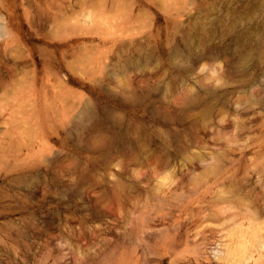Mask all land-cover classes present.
Returning <instances> with one entry per match:
<instances>
[{
  "label": "rangeland",
  "instance_id": "1",
  "mask_svg": "<svg viewBox=\"0 0 264 264\" xmlns=\"http://www.w3.org/2000/svg\"><path fill=\"white\" fill-rule=\"evenodd\" d=\"M0 264H264V0H0Z\"/></svg>",
  "mask_w": 264,
  "mask_h": 264
},
{
  "label": "bare ground",
  "instance_id": "2",
  "mask_svg": "<svg viewBox=\"0 0 264 264\" xmlns=\"http://www.w3.org/2000/svg\"><path fill=\"white\" fill-rule=\"evenodd\" d=\"M94 144L97 145V144H98V140H96V141L94 142ZM95 145H94V146H95Z\"/></svg>",
  "mask_w": 264,
  "mask_h": 264
}]
</instances>
